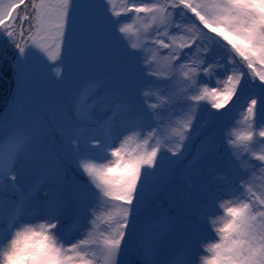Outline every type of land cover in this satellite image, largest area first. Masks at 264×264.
<instances>
[{
    "label": "snow or ice",
    "instance_id": "1",
    "mask_svg": "<svg viewBox=\"0 0 264 264\" xmlns=\"http://www.w3.org/2000/svg\"><path fill=\"white\" fill-rule=\"evenodd\" d=\"M102 25L128 66L31 117L21 103L31 50L62 80L64 54H86ZM0 37L17 53L10 76L0 54V79L15 82L0 112V264H264V0H0ZM242 93L220 185L197 188L184 153L201 106L211 121ZM217 150L205 136L195 159ZM177 171L187 190L161 203ZM199 222L214 237L202 241ZM182 227L184 243L171 246Z\"/></svg>",
    "mask_w": 264,
    "mask_h": 264
},
{
    "label": "rangeland",
    "instance_id": "2",
    "mask_svg": "<svg viewBox=\"0 0 264 264\" xmlns=\"http://www.w3.org/2000/svg\"><path fill=\"white\" fill-rule=\"evenodd\" d=\"M117 3L119 4V0H117ZM121 20L128 21V17H121ZM132 39L135 41V38ZM124 48L125 45L112 38L109 31L102 25L96 34L91 48L86 54L74 53L71 57L67 53L64 54V64L61 65L62 80L57 78L55 64L49 62L46 56L38 51L31 50L39 59L30 60L27 78V96L21 103L25 106L29 115L37 119L42 118L46 114L56 112L65 102L69 92L83 83L89 76L111 74L118 78L119 70L126 68L129 64ZM13 51L14 49L8 43L7 38L0 37V54L5 56ZM9 65V62L5 61V74L10 76L11 71ZM14 86L15 82L10 77L6 76L0 79V112L4 114H7L11 110ZM250 95L251 93H242L241 99L233 102L231 114L226 117L221 116L211 128L208 127L211 121L208 120L207 116L209 105L202 104L196 122L197 131L193 134L188 151L184 153L187 158L186 164H191L193 168L197 188L209 186L215 190L219 187L220 182L216 180V177L223 171L229 159L228 155H224L220 151L222 146L225 148L223 140L225 131L235 125L241 106L247 102ZM200 134L203 135L200 137ZM208 135L213 137L218 150L211 155H204L201 159H195L201 150V141ZM255 150L257 152H264V145L257 143ZM253 163L258 164L259 161H253ZM179 177V183L170 185L171 192L187 190L181 171ZM214 180L216 182L210 184ZM211 210L222 214V210L218 208H212ZM73 235L75 236L76 233L73 232ZM210 237H214V233L205 223L201 222L200 239L206 242ZM184 240L185 231L180 228L173 235L169 243L173 247H179L184 243ZM197 250L202 252V248L199 246ZM193 259L196 261V264H199V256H194Z\"/></svg>",
    "mask_w": 264,
    "mask_h": 264
},
{
    "label": "trees",
    "instance_id": "3",
    "mask_svg": "<svg viewBox=\"0 0 264 264\" xmlns=\"http://www.w3.org/2000/svg\"><path fill=\"white\" fill-rule=\"evenodd\" d=\"M210 35H211V34H210ZM217 39H219V38L217 37ZM119 74H120V72L118 73V76H119ZM231 107H232V104L229 105V107H228L227 109L222 110V114H218L214 119H212V120H211V123H210V125H209L208 127L211 128V126H212V125H213L218 119H220L221 116H222V117H224V116L226 117V116H228L229 114H231V112H232ZM220 151H222L223 154H228L226 148H224V147H221V148H220ZM71 168H72V174H73V176L76 178V180H78V181H80V182H85V181H86V177H83V176H81V175L79 174V172L76 170L74 164L71 165ZM174 176H175V177H174ZM170 181H171V182H170L168 188L165 190V193H162V195H161V203H167V201H168V196H169V194L171 193L170 185L179 183V181H180V178H179V171H177V172L175 173V175H173V176L170 177ZM70 192H71V189H68V190H67V194H70ZM69 205H70V206H69L68 212L66 213V215H65L64 218H63V226H64L66 229H72V228H73V209H72V207H71V201H69ZM173 211H176V207H173ZM196 218H197V217H196L195 215H193V214H187V215L185 216V219H186V220H190V221H192V222H196ZM182 229L184 230L183 227H182Z\"/></svg>",
    "mask_w": 264,
    "mask_h": 264
},
{
    "label": "water",
    "instance_id": "4",
    "mask_svg": "<svg viewBox=\"0 0 264 264\" xmlns=\"http://www.w3.org/2000/svg\"><path fill=\"white\" fill-rule=\"evenodd\" d=\"M16 53V51H14L13 53H11V54H9L8 56H7V58H9V60H10V62L12 63V61H13V56H14V54ZM15 87V86H14Z\"/></svg>",
    "mask_w": 264,
    "mask_h": 264
}]
</instances>
